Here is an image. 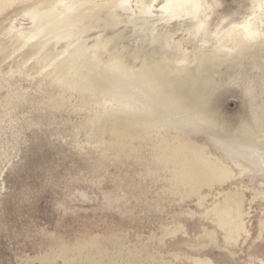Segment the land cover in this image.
Listing matches in <instances>:
<instances>
[{
  "label": "rangeland",
  "instance_id": "374dc122",
  "mask_svg": "<svg viewBox=\"0 0 264 264\" xmlns=\"http://www.w3.org/2000/svg\"><path fill=\"white\" fill-rule=\"evenodd\" d=\"M184 1L0 0V264H264V0Z\"/></svg>",
  "mask_w": 264,
  "mask_h": 264
},
{
  "label": "bare ground",
  "instance_id": "6f19581e",
  "mask_svg": "<svg viewBox=\"0 0 264 264\" xmlns=\"http://www.w3.org/2000/svg\"><path fill=\"white\" fill-rule=\"evenodd\" d=\"M189 4L193 5L190 0L187 1ZM186 1L181 2V0H177L176 6L182 7L184 6ZM193 7V6H192ZM246 32H252L251 30H248ZM252 34V33H251ZM258 33L254 31L253 35H257ZM238 36V35H237ZM253 37V36H252ZM240 39V38H239ZM242 39V38H241ZM238 40V38H237ZM241 41H239V44ZM238 45V44H236ZM246 46V45H245ZM241 47V46H240ZM240 54V53H239ZM234 55V54H233ZM261 125H257V129H261V133L264 136V117H261ZM169 145V144H168ZM177 145V144H176ZM181 147V146H180ZM183 147V146H182ZM189 147V146H188ZM192 148V147H191ZM203 148V147H202ZM196 156L204 158L202 154H199L198 151H194L193 149H190ZM216 158V157H215ZM214 158V159H215ZM206 161H209L210 159L204 158ZM210 162V161H209ZM214 163V162H213ZM215 164V165H214ZM214 168L220 170V172L224 173L226 176L229 173V169L227 165H224L222 163L216 162L214 163ZM242 165V164H241ZM241 168V167H240ZM232 174V173H231ZM230 176V175H229ZM235 194V193H234ZM239 195V194H238ZM227 197V198H226ZM224 201L221 203L216 204L210 212L212 213L214 217V221L217 223L219 227L225 230L227 234V239L229 236H238L240 231L245 230L243 217H244V211L242 207V202L240 198L237 196L228 195L226 196ZM247 214V213H246ZM206 261V260H205ZM204 261V262H205Z\"/></svg>",
  "mask_w": 264,
  "mask_h": 264
}]
</instances>
